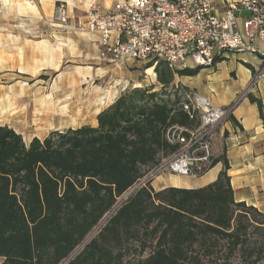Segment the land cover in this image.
Returning <instances> with one entry per match:
<instances>
[{
	"label": "trees",
	"instance_id": "16d2710c",
	"mask_svg": "<svg viewBox=\"0 0 264 264\" xmlns=\"http://www.w3.org/2000/svg\"><path fill=\"white\" fill-rule=\"evenodd\" d=\"M198 70L172 72L159 62L161 90H127L95 127L26 144L0 126V264H220L222 251L227 260L264 264V215L235 201L224 154L211 167L223 165L216 180L202 188L154 191L145 182L118 206L176 152L166 130L198 125L168 93L176 75ZM249 100L261 115L260 100Z\"/></svg>",
	"mask_w": 264,
	"mask_h": 264
},
{
	"label": "built area",
	"instance_id": "2783aa9c",
	"mask_svg": "<svg viewBox=\"0 0 264 264\" xmlns=\"http://www.w3.org/2000/svg\"><path fill=\"white\" fill-rule=\"evenodd\" d=\"M67 20L61 4L55 8L53 21L61 25ZM78 31L98 34L100 56L109 55L116 66L138 61L151 70L163 62L172 72L191 66L212 68L226 54L264 58V52L255 48L256 43H264V1L229 3L221 13L210 0H122L114 10L91 2ZM262 74V68H255L254 82ZM180 91L173 89L179 99L176 106L190 119L197 118L198 125L166 130V142L177 150L149 171L142 185L161 175L201 178L220 156L214 151L215 143L218 135L222 137L220 129L232 107L216 108L196 93Z\"/></svg>",
	"mask_w": 264,
	"mask_h": 264
},
{
	"label": "rangeland",
	"instance_id": "374dc122",
	"mask_svg": "<svg viewBox=\"0 0 264 264\" xmlns=\"http://www.w3.org/2000/svg\"><path fill=\"white\" fill-rule=\"evenodd\" d=\"M61 4L68 20L60 25L53 15ZM17 5L23 6L17 10ZM68 15L67 4L53 0H0V125L20 134L26 144L33 138L43 140L52 131L91 126L96 114L127 90H161L154 70L138 61L133 64L140 67L143 82L122 86L124 74L137 69L127 63L116 66L107 54L101 57L100 48L77 33L75 12ZM48 108L55 112L49 114ZM175 177L184 178H154V189L180 184ZM141 181L134 187L139 188ZM218 257L220 264H244L238 257L227 260L224 251ZM134 259L131 254L126 261ZM202 264H209L208 259Z\"/></svg>",
	"mask_w": 264,
	"mask_h": 264
},
{
	"label": "crops",
	"instance_id": "0c3cea01",
	"mask_svg": "<svg viewBox=\"0 0 264 264\" xmlns=\"http://www.w3.org/2000/svg\"><path fill=\"white\" fill-rule=\"evenodd\" d=\"M121 1L53 0L56 3L67 4L69 15L75 12L78 20L76 28L85 21L86 9L89 3L97 2L103 10H114ZM238 1L241 0H210L217 13L225 11L229 3ZM22 6L17 5V10ZM30 12H32L30 13L31 16L35 17L33 9ZM77 33L100 48V36L98 34ZM255 48L264 52V43H256ZM133 63L135 61L127 62L130 67L137 70L124 74V77L119 81L122 86H136L135 84L139 80L143 82L141 72L138 71L140 67ZM257 67L263 69V74L260 79L254 82V70ZM189 69L193 70L196 67L191 66ZM198 69L195 76L176 75L173 88L178 87L185 92L196 93L208 99L216 108L232 107L228 120L221 126L222 137L218 135L214 151L220 156L224 154L229 164L228 176L235 201L244 202L264 215V58L260 59L247 53L239 55L226 54L224 59L218 61L214 67ZM249 96L260 100L262 104L261 115L257 105L250 102ZM46 112L50 114L55 110L48 108ZM59 119L62 118L59 117ZM4 125L6 124L0 126ZM96 125L97 122L94 120L91 126L95 127ZM30 142L31 140L28 143ZM222 168V163H218L200 179L175 177L181 182L180 184L161 186L157 189L153 187L155 181L153 180L151 186L154 191H160L168 187L202 188L214 182ZM160 178L161 176L157 177L156 180Z\"/></svg>",
	"mask_w": 264,
	"mask_h": 264
},
{
	"label": "water",
	"instance_id": "95a60500",
	"mask_svg": "<svg viewBox=\"0 0 264 264\" xmlns=\"http://www.w3.org/2000/svg\"><path fill=\"white\" fill-rule=\"evenodd\" d=\"M137 189V187H134L131 189V191H129L125 197L122 199V201L118 204V206H120V204H122L123 202H125L127 200V198Z\"/></svg>",
	"mask_w": 264,
	"mask_h": 264
},
{
	"label": "bare ground",
	"instance_id": "6f19581e",
	"mask_svg": "<svg viewBox=\"0 0 264 264\" xmlns=\"http://www.w3.org/2000/svg\"><path fill=\"white\" fill-rule=\"evenodd\" d=\"M147 71H150L151 72V70H147ZM175 179V178H174ZM176 181H177V179H175Z\"/></svg>",
	"mask_w": 264,
	"mask_h": 264
}]
</instances>
